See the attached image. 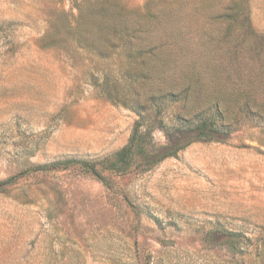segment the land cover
I'll use <instances>...</instances> for the list:
<instances>
[{
    "label": "rangeland",
    "instance_id": "obj_1",
    "mask_svg": "<svg viewBox=\"0 0 264 264\" xmlns=\"http://www.w3.org/2000/svg\"><path fill=\"white\" fill-rule=\"evenodd\" d=\"M75 1L0 0V181L17 176L0 186V264H264V121L245 117L224 141L196 140L153 167L106 168L138 118L122 101L144 91L136 74L156 82V57L90 41L69 25ZM106 2L150 14L158 46L169 16L191 61L221 65L220 81L248 72L264 34V0ZM160 125L147 116L156 147L169 142ZM67 160L99 174L36 168Z\"/></svg>",
    "mask_w": 264,
    "mask_h": 264
},
{
    "label": "trees",
    "instance_id": "obj_2",
    "mask_svg": "<svg viewBox=\"0 0 264 264\" xmlns=\"http://www.w3.org/2000/svg\"><path fill=\"white\" fill-rule=\"evenodd\" d=\"M75 2L79 11L78 23L69 25L91 29L90 41L98 43L99 47L108 41L116 51H126L128 57L142 61L150 54L156 57V82L144 83L149 78L143 72L136 74L133 79L144 85V91L135 93L131 90L122 101L137 113L138 118L128 142L107 161L106 168L126 171L135 163L153 167L167 157L177 156L180 150L196 140L224 141L244 124L245 117L256 120L257 125L264 121V34H257L254 59L242 68H248V72L240 74L237 82L229 76L220 81L216 72L221 65L212 61H191L193 46L184 41L186 34L181 27L171 26L169 16L161 17L166 21L161 28V41L164 42L161 47L156 43V25L152 27L150 14L132 18L122 13L117 4L106 0ZM157 49L158 52H154ZM171 68L176 76L169 75ZM208 73H211L209 77L206 76ZM106 79H109L107 75ZM108 96L115 99L112 92ZM171 105L176 111L171 115L173 122L167 124L166 114ZM152 112L158 116L160 128L168 136L167 145L156 147L153 144V128L145 126L147 116ZM73 162H80L99 174L93 163L78 160L56 161L36 168H59ZM16 178L14 175L0 181V186L12 184Z\"/></svg>",
    "mask_w": 264,
    "mask_h": 264
}]
</instances>
